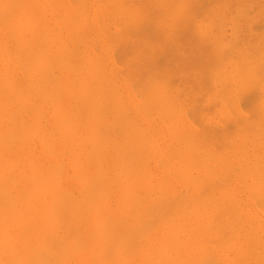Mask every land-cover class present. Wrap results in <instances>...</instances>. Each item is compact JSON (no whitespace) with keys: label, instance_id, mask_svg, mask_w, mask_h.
Returning a JSON list of instances; mask_svg holds the SVG:
<instances>
[{"label":"bare ground","instance_id":"bare-ground-1","mask_svg":"<svg viewBox=\"0 0 264 264\" xmlns=\"http://www.w3.org/2000/svg\"><path fill=\"white\" fill-rule=\"evenodd\" d=\"M0 264H264V0H0Z\"/></svg>","mask_w":264,"mask_h":264}]
</instances>
